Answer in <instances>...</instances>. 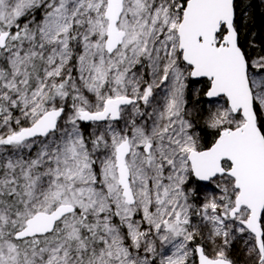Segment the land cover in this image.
<instances>
[{"label":"snow or ice","instance_id":"6c2138e0","mask_svg":"<svg viewBox=\"0 0 264 264\" xmlns=\"http://www.w3.org/2000/svg\"><path fill=\"white\" fill-rule=\"evenodd\" d=\"M261 6L0 0V264H264Z\"/></svg>","mask_w":264,"mask_h":264},{"label":"rangeland","instance_id":"374dc122","mask_svg":"<svg viewBox=\"0 0 264 264\" xmlns=\"http://www.w3.org/2000/svg\"><path fill=\"white\" fill-rule=\"evenodd\" d=\"M194 87L199 88V86L196 84L194 85ZM200 105H204L205 108L207 107V104H202L200 99L197 102L195 96L190 95L188 97V107L189 108L199 109ZM191 119L193 120V123L196 124L197 131H199L200 127H204L202 115H198L196 111L193 112V116L191 117ZM207 130L212 131L210 129H207ZM195 183L200 185L201 200L203 199V194L205 192L210 194L215 189V184H212L211 182L204 184V183H199L195 181ZM231 258L235 261V264H252V261H250L248 258V254L244 248L243 243L240 241H237L235 246L231 250Z\"/></svg>","mask_w":264,"mask_h":264},{"label":"trees","instance_id":"16d2710c","mask_svg":"<svg viewBox=\"0 0 264 264\" xmlns=\"http://www.w3.org/2000/svg\"><path fill=\"white\" fill-rule=\"evenodd\" d=\"M251 12L252 9H249ZM256 27L253 29L254 32L259 33L258 39L260 41H264V6H261L258 8L257 15L254 21ZM205 81L201 80L196 85L199 86V88L203 87L205 85ZM200 101L202 104H207L205 97L201 93ZM199 132L201 136L204 138V144L207 145L208 143H211L214 139V136L212 134V131H208L206 127H200Z\"/></svg>","mask_w":264,"mask_h":264},{"label":"water","instance_id":"95a60500","mask_svg":"<svg viewBox=\"0 0 264 264\" xmlns=\"http://www.w3.org/2000/svg\"><path fill=\"white\" fill-rule=\"evenodd\" d=\"M205 99H206V98H205ZM197 182H199V183H204V184L208 183V182H202V181H197Z\"/></svg>","mask_w":264,"mask_h":264}]
</instances>
